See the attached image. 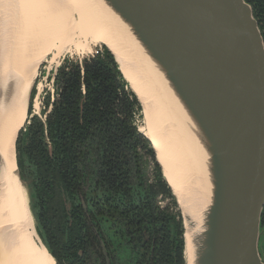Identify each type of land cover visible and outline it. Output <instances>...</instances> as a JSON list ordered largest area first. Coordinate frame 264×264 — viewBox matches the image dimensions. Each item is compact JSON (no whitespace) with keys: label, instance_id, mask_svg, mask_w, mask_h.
Wrapping results in <instances>:
<instances>
[{"label":"water","instance_id":"95a60500","mask_svg":"<svg viewBox=\"0 0 264 264\" xmlns=\"http://www.w3.org/2000/svg\"><path fill=\"white\" fill-rule=\"evenodd\" d=\"M93 1L163 91L193 157L199 186L191 184L183 205L155 158L181 215L185 264H264L258 247L264 234V41L252 7L245 0ZM3 32L0 9V65ZM1 91L0 67V98ZM3 172L0 157V195ZM17 177L34 233L52 257L18 167ZM2 232L0 227V237Z\"/></svg>","mask_w":264,"mask_h":264},{"label":"trees","instance_id":"16d2710c","mask_svg":"<svg viewBox=\"0 0 264 264\" xmlns=\"http://www.w3.org/2000/svg\"><path fill=\"white\" fill-rule=\"evenodd\" d=\"M245 1L264 41V0ZM54 74L53 100L46 92L41 118H30L15 151L55 263L106 264L104 249L110 264H185L178 206L111 53L103 46L94 56L65 58ZM34 93L35 85L28 115Z\"/></svg>","mask_w":264,"mask_h":264},{"label":"bare ground","instance_id":"6f19581e","mask_svg":"<svg viewBox=\"0 0 264 264\" xmlns=\"http://www.w3.org/2000/svg\"><path fill=\"white\" fill-rule=\"evenodd\" d=\"M4 21L1 56L0 264H55L37 239L26 191L17 177L15 138L27 119L28 94L40 65L57 68L66 54L81 56L95 41L114 55L122 76L142 104L139 131L150 141L180 205L195 184L193 157L180 136L167 100L109 15L93 0H0ZM135 54V55H134ZM153 78V79H152ZM193 183V185H191Z\"/></svg>","mask_w":264,"mask_h":264},{"label":"rangeland","instance_id":"374dc122","mask_svg":"<svg viewBox=\"0 0 264 264\" xmlns=\"http://www.w3.org/2000/svg\"><path fill=\"white\" fill-rule=\"evenodd\" d=\"M101 43L102 42H100L99 40L98 41H95L94 42V45L91 46L90 50L87 53H85V54H83L81 56H77L75 54H73V55L66 54L63 59H65V58L82 59V58H85V57H89L92 54H94V51H97V50L98 51H102L103 50V45ZM51 56H52L51 54L49 56H47V58H49L48 59V65H47V61H45V60H47V58L44 60L45 62L40 65L39 70H38L37 77L35 79L34 85L35 84L36 85L37 84H41L42 85V88H41L40 96L38 98L39 108L36 110L33 107V111H32L33 114L40 112L42 98L44 97L45 93L47 91H49V92L52 91V87H51V83H50V75H51L52 72H54L55 67L52 66V69L50 71L48 70L49 72L47 71V69L49 68V60H50ZM62 60L60 61V63L62 62ZM38 89L40 91V88H38ZM35 107H37V103H35ZM137 125H138V127H141L143 125V114H142L141 117H139L138 122H137ZM258 247H259V252H260L261 258L264 261V234L259 239Z\"/></svg>","mask_w":264,"mask_h":264},{"label":"flooded vegetation","instance_id":"af4514ba","mask_svg":"<svg viewBox=\"0 0 264 264\" xmlns=\"http://www.w3.org/2000/svg\"><path fill=\"white\" fill-rule=\"evenodd\" d=\"M98 51V50H97ZM98 53H102V51L100 52V51H98L96 54L94 53V54H92L91 56H94V55H97ZM90 57V56H89ZM86 58V57H85ZM48 59L49 58H47V60H45V61H47V65H48ZM83 59V58H82ZM62 60V59H61ZM60 60V61H61ZM78 60H81V59H78ZM44 61V62H45ZM43 62V63H44ZM58 68V67H57ZM47 71H48V69H47ZM49 72V71H48ZM54 72H52L51 73V75H50V83H51V87H52V85H53V78H54ZM38 88H40V91H39V89ZM41 88H42V85L41 84H35V93H34V95H33V97H32V101H31V112H30V114L28 115V118H27V120H26V122H25V124H24V126H23V129H21L22 131H24V127H25V125L26 124H28L29 123V120H30V118L32 117V116H37V117H39V118H41V110H42V107H43V98H42V102H41V110H40V112L39 113H35V114H33L32 113V111H33V107H34V109H38L39 108V104H38V98H39V96H40V93H41ZM47 92H49V91H47ZM50 94H51V101L53 100V98H52V94H53V89H52V91L51 92H49ZM46 94V93H45ZM45 96V95H44ZM35 103H37V107H35ZM144 135V134H143ZM145 136V135H144ZM146 137V136H145ZM147 138V137H146ZM166 205H168V202H162L161 203V206H166ZM169 206H171V202H170V204H169ZM173 211L175 212V208H173ZM179 212V211H178ZM179 214H180V212H179ZM180 217H181V215H180ZM101 248L103 249V245H101ZM103 255H104V258H105V261H106V264H110V262H109V259H108V257L106 256V253H105V251H104V249H103Z\"/></svg>","mask_w":264,"mask_h":264},{"label":"built area","instance_id":"2783aa9c","mask_svg":"<svg viewBox=\"0 0 264 264\" xmlns=\"http://www.w3.org/2000/svg\"><path fill=\"white\" fill-rule=\"evenodd\" d=\"M98 51H94V53L96 54ZM101 52V51H100Z\"/></svg>","mask_w":264,"mask_h":264}]
</instances>
